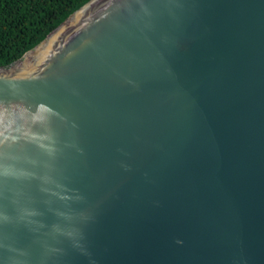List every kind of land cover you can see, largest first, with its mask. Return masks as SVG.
I'll list each match as a JSON object with an SVG mask.
<instances>
[{"label":"water","instance_id":"95a60500","mask_svg":"<svg viewBox=\"0 0 264 264\" xmlns=\"http://www.w3.org/2000/svg\"><path fill=\"white\" fill-rule=\"evenodd\" d=\"M0 264H264V0H90L1 67Z\"/></svg>","mask_w":264,"mask_h":264},{"label":"trees","instance_id":"16d2710c","mask_svg":"<svg viewBox=\"0 0 264 264\" xmlns=\"http://www.w3.org/2000/svg\"><path fill=\"white\" fill-rule=\"evenodd\" d=\"M90 0H0V68L8 67Z\"/></svg>","mask_w":264,"mask_h":264}]
</instances>
